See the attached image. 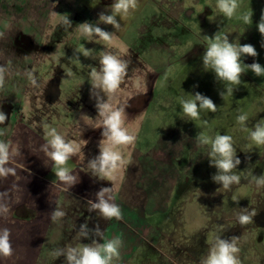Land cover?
<instances>
[{
	"label": "rangeland",
	"instance_id": "rangeland-1",
	"mask_svg": "<svg viewBox=\"0 0 264 264\" xmlns=\"http://www.w3.org/2000/svg\"><path fill=\"white\" fill-rule=\"evenodd\" d=\"M61 1L32 0V6L30 0L2 2L5 11H12L0 16V67L5 68L0 112L10 104L13 116L3 113L21 132L13 140L17 152L10 157V166L20 175L34 171L36 176L38 171L42 182L34 178L36 192L42 188L38 184L64 186L47 155L51 149L46 150L50 139L46 133L55 128L73 142L79 151L65 167L75 184L96 193L111 187L112 202L122 211V219L113 218L109 229L110 234L114 228L112 238L122 240L119 257L112 264H202L217 237L233 236L238 237L240 264H264V186L253 181V176L264 174V145L249 138L254 125L264 122V76L248 71L228 94V85L206 71L202 61L209 37L220 35L233 43L252 44L258 56L243 57V62L264 66V37L257 29L264 0H238L231 18L219 11L217 0H145L124 34L118 36L110 26L99 24L113 33L111 43L85 37L79 24H96L99 18L79 11L67 16ZM246 14H252V23H244ZM66 17L72 26L64 23ZM43 27L61 40L58 48L53 36L49 44L41 38ZM19 31L42 48H50L47 59L40 60L39 72L8 40ZM106 52L128 63L114 94L93 88L90 77L93 67L99 70ZM49 87L61 96L54 100L56 95L46 92ZM196 92L210 98L217 111L202 110L200 119L191 120L180 100ZM132 93L134 98L145 95L147 107L132 111ZM97 96L114 108H123L124 126L136 136L133 144L117 149L126 163L105 180L93 176L89 168L103 139ZM241 114L248 117L245 126L237 122ZM201 134L233 138L241 160L233 171L241 179L230 190L211 179L217 169L210 166V145L198 143ZM243 208L257 213L246 225L238 222Z\"/></svg>",
	"mask_w": 264,
	"mask_h": 264
},
{
	"label": "clouds",
	"instance_id": "clouds-1",
	"mask_svg": "<svg viewBox=\"0 0 264 264\" xmlns=\"http://www.w3.org/2000/svg\"><path fill=\"white\" fill-rule=\"evenodd\" d=\"M217 8L228 18L233 17L239 7L238 0H217ZM112 14H99V19L96 24L84 22L79 24L82 34L85 37L93 36L111 43L113 33L104 30L99 24L111 25L118 29L120 24L117 20V15L126 16L130 10L137 7V0H114L111 4ZM245 24L252 23V14H246L242 17ZM64 23L72 26V22L68 17ZM257 29L262 37H264V13L261 14L257 24ZM209 43L205 49L202 61L206 71L210 70L215 74L218 81L224 82L227 87V93L232 94V85H239L241 77L246 72L251 71L255 76H264V66L259 62L246 64L243 62V57H257L256 48L249 43L240 44L230 42L227 36L221 37L214 35L209 37ZM264 46V45H262ZM85 55L88 52L85 51ZM99 70L93 67L90 72L92 87L101 90L106 94H114L120 87L124 77L127 74L128 63L111 53H104L99 61ZM5 68L0 67V87L4 83ZM33 83L35 81L33 80ZM221 98L224 96L220 92ZM96 108L98 115L102 119L101 133L103 139L99 142V154L89 161V168L93 176L101 180L113 178V173L121 168L126 162L120 151L117 149L122 145H131L135 142L136 136L129 133L124 126V110L123 108H114L111 104L104 102L102 98L97 96ZM180 104L185 116L191 120L200 119V112L208 110L212 113L217 111V105L208 97L196 92L190 94L187 99H181ZM237 122L245 126L248 119L246 114L237 116ZM7 120V116L0 112V124ZM245 130H247L245 128ZM2 134V133H0ZM48 140L47 155L54 162L56 171L55 176L62 182L70 185L75 184V177L70 174L69 169L65 167L68 160L75 155L79 149L70 141H66L63 136L57 133L55 128L50 129L46 133ZM250 140L256 145H264V122H258L254 125V129L250 131ZM200 145H210L209 160L210 166L217 169L215 175L211 179L222 185L223 189L230 190L231 186L240 183V176L234 173V169L240 165L241 160L237 157L236 150L233 147V138L229 135L217 134L214 138H210L203 134L197 137ZM11 141H0V177H6L9 174H14L15 170L10 167H5L9 162L10 155L15 152L12 149L10 152ZM253 181L257 186H264V174L253 176ZM111 187H102L96 193V201L88 200V212H98L104 219L111 220L113 218L122 219V211L119 205L113 203ZM257 213L255 210L249 212L247 208L241 209L238 214V222L240 225L250 223ZM65 216V213L59 209H55L51 213L52 222H57ZM89 229L87 223L80 225V235L88 239ZM96 236H102V231L99 225H96L92 230ZM238 237L233 236L230 239H222L217 237L215 243L209 250L207 257L202 261V264H240L238 253L240 249L237 247ZM122 245V240L119 237L112 238L106 242H98L93 240L91 244H83L81 247L65 246L58 248L52 252L56 258L63 256L65 264H112L114 258L119 257V249ZM13 254L12 245L10 243V232L8 229L0 231V256L10 257Z\"/></svg>",
	"mask_w": 264,
	"mask_h": 264
},
{
	"label": "crops",
	"instance_id": "crops-1",
	"mask_svg": "<svg viewBox=\"0 0 264 264\" xmlns=\"http://www.w3.org/2000/svg\"><path fill=\"white\" fill-rule=\"evenodd\" d=\"M7 1L14 2L16 0H0L1 17H5L12 11L11 8L5 11V5H3L2 2ZM44 1L45 0H42V2ZM74 1V4L71 3L73 0L61 1L62 5L66 6L65 11L67 16H70V13L75 11H77V13L78 11L83 12L84 15H93L98 18L100 13L112 14V9L110 7L113 3L112 0ZM146 1L137 0L136 9L130 10L129 14L126 16L117 15L116 18L120 27L116 29L108 25L110 26L109 28L114 30L118 36L124 34L131 26L132 22L137 18L139 9ZM32 5V0H30V6ZM13 7L18 10L16 6ZM33 12L34 9L32 15ZM46 12L51 15L50 12H52V10ZM32 15L30 14L29 18L32 17ZM20 16L19 14V17ZM41 29V38L49 44V40H51V36H53L55 38L53 45L55 48H58L62 43L60 42L61 40L51 34L52 31L50 28L43 27ZM8 40L12 43L13 48L17 50V52L31 59V65L34 66L36 70L40 69V60L44 62L50 51V48H42L32 36L24 34L21 31L16 32ZM57 50H55V52ZM52 54H55L54 51ZM54 90L55 88L52 89V87H49L46 92L49 91V93H53V96L56 95L53 97L55 100L56 98L58 99L61 94L54 93ZM135 95V93L131 94L132 97ZM133 104L135 107L131 106L133 107L132 111H140L147 107V105L145 107H137L135 103ZM5 111L9 116L13 114L10 104H5L1 107V112ZM7 129H10V131L6 132ZM0 133H2L0 134V141H11L10 152H12V149H15L13 140L16 139L15 136L18 138L21 132H18V128L13 125L11 120H8L7 117V120L0 124ZM16 152L17 150L15 149V152H12L10 157L12 158ZM10 160L11 159H9V161ZM7 167L12 168L10 164ZM36 173L38 174L36 176L34 175V171L25 172V174L20 175L17 174L15 170L14 174L0 177V231L3 229L9 230L10 243L13 249V254L10 257L0 256V264H65V258L63 256L56 258L52 255L54 250L65 246L81 247L83 244H91L93 240L102 243L106 242L108 239H112L114 228L111 229L109 234V229L112 228V219H104L98 212H88L89 205L87 201H96L95 190L91 187L84 188L83 186L82 188L76 184H65L63 186L44 181L48 186L43 187L42 184H38L41 185L42 188L36 192L33 186L34 178H36L39 183L42 182L41 179H39L38 171ZM55 209L63 211L65 216L54 223L51 220V213ZM84 223H87L88 229L90 230L88 239L80 235V225ZM96 225H99L102 236H96L95 233L91 231Z\"/></svg>",
	"mask_w": 264,
	"mask_h": 264
},
{
	"label": "water",
	"instance_id": "water-1",
	"mask_svg": "<svg viewBox=\"0 0 264 264\" xmlns=\"http://www.w3.org/2000/svg\"><path fill=\"white\" fill-rule=\"evenodd\" d=\"M112 2H114V0H112ZM147 100L145 96H137L132 99L131 103H135L137 107H145L147 105Z\"/></svg>",
	"mask_w": 264,
	"mask_h": 264
},
{
	"label": "flooded vegetation",
	"instance_id": "flooded-vegetation-1",
	"mask_svg": "<svg viewBox=\"0 0 264 264\" xmlns=\"http://www.w3.org/2000/svg\"><path fill=\"white\" fill-rule=\"evenodd\" d=\"M132 106L135 107V105L133 103H132ZM133 107H131V108H133ZM256 221L258 222V220H256Z\"/></svg>",
	"mask_w": 264,
	"mask_h": 264
}]
</instances>
